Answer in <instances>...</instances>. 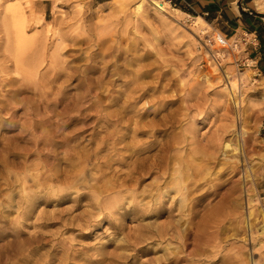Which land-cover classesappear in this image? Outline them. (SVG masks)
<instances>
[{
    "label": "rangeland",
    "instance_id": "374dc122",
    "mask_svg": "<svg viewBox=\"0 0 264 264\" xmlns=\"http://www.w3.org/2000/svg\"><path fill=\"white\" fill-rule=\"evenodd\" d=\"M140 1L0 0V264H159L178 244L162 252L157 231L169 219L160 217L154 189L177 180L176 156L209 167L194 180L225 182L214 202L253 177L264 209V68L256 49H233L236 33L208 17L165 0L164 12L149 0L136 11ZM216 34L228 47L212 43ZM217 134L232 142L213 168L197 148ZM138 153L160 170L130 181L124 175ZM180 200L172 214L182 225ZM258 232L252 242L228 232L201 264H231L234 256L264 264Z\"/></svg>",
    "mask_w": 264,
    "mask_h": 264
},
{
    "label": "bare ground",
    "instance_id": "6f19581e",
    "mask_svg": "<svg viewBox=\"0 0 264 264\" xmlns=\"http://www.w3.org/2000/svg\"><path fill=\"white\" fill-rule=\"evenodd\" d=\"M143 1H145V0H141L139 2V4H137V6H136L137 8H135L136 11L141 8V4ZM149 2H150V5L155 10H158L161 12L163 11L164 6L158 0H149ZM256 5H257V8L259 10H264V5L261 6V5H259V3H257ZM142 6H143V4H142ZM13 12H16V10ZM15 15H16V13H15ZM12 16H14V15H12ZM16 16L19 17V15H16ZM15 20H18V18ZM15 20H14V22H15ZM195 21H196V23L199 22L201 24H205V21L201 17L195 18ZM199 23H197V24H199ZM15 29H16V34H14V36H15V39L17 42L16 44L21 45L22 42L25 43V37L26 36L24 35L23 27L19 24V22H18V24L15 25ZM15 29H13V30H15ZM22 45H23V43H22ZM18 46L19 45H17L16 47H18ZM16 59L19 60L20 58L18 57ZM22 88H23V84H22ZM232 90L234 92V90H235L234 85H232ZM127 96L125 94V97H127ZM121 99H118V100H121ZM115 118H116V114H115ZM235 120H234V122H235ZM169 123H171V122H169ZM56 126L57 125H55V127ZM225 130L222 132H225ZM139 133H141V132H139ZM133 134H136V132H133ZM133 134H132V136H135ZM220 135H221V133H220ZM220 135L217 134L216 138H218V136H220ZM118 138H119V136H118ZM130 138H132V137H130ZM133 138H135V137H133ZM181 138H183V137H181ZM214 138H212V139H214ZM191 139H193V138H191ZM224 140H225V138L220 136L218 139L214 140L215 142L214 141L211 142L212 144H209V143L207 145L204 144V145H201L199 148H197V150L201 151V154H200L201 158L199 160L205 161L207 163H209V162L212 163L213 168L216 167L217 165H219L220 162H219V158L217 157V155L220 152H222V150L228 149L230 147L229 143L232 142V140H228V142H225ZM210 141H212V140H210ZM114 142H116V141H114ZM180 143H181V141H180ZM193 143H194V141H193ZM175 144H179V141L176 140ZM110 145H111V143H110ZM237 145L238 144H235L234 146H237ZM235 151H236V149H235ZM223 154H222V157H223ZM235 154H237V153H235ZM140 155H142V153H138V155L135 154L133 160L130 161V163L128 164V166H130L131 168L129 169V167H128L129 171L124 176H126L128 178V180H130V181H138L136 178V175L139 176L140 173L144 172L145 170H146L145 172L149 171V173L150 172L151 173H157L158 170H160V168L154 167L153 164H148V161L150 160L149 155L143 156L141 159L139 158ZM163 157H164V155H163ZM151 158H153V157L151 156ZM161 159H160V164L163 163V160H161ZM164 159H165V157H164ZM174 159L176 162V164L173 163L175 165L174 170L178 172L177 180H175V182H171L170 180H169L170 182H167L166 180H165L166 182H164V180H163V182L160 185H157L155 187L154 191H155V195L158 197V201H157L158 202V213H159L160 217H164V218L167 217V219H169L168 224H162L161 223L160 226L158 227V231H157V239H158V242L160 243V247L163 244V246L161 248L162 252L166 250V247H165L166 244L165 243H167V242H169V243L176 242L178 244V247L176 248V251H171L172 253L174 252L172 255L170 254L171 256L167 257L168 254L163 255L160 258V260H158L159 264H180L181 262H186L187 264H198L200 261L202 262V260L199 259L200 258L199 256L203 257L204 254H206V255L209 254L210 256L213 255L212 257H214V255L217 254L218 249L220 248L219 243L223 239L222 238L223 235H227L228 232H232L233 236L238 235L241 232H244L245 233L244 241L250 240L251 242L255 240L254 235L257 232V230L259 231V229H260V232H258L259 233L258 236L264 235V209H261L258 207V202H256L257 199L254 198L255 197V191H256V183H255V179L253 177H251L247 174L245 176L244 182H238L230 188V195L228 196V198H226V199L220 198L219 200L217 199L218 201L214 202V200L219 195L218 190L221 189L225 185V182L218 183V184L217 183L216 184H210L209 182L206 183L207 181L201 182L199 180H194L195 177H197V176L200 177L207 169H209V167L208 168L207 167L204 168L203 166L202 167H198V166L196 167V166L192 165V163L190 161H187V160L183 161L181 159V156L180 157L176 156V158H174ZM261 161L262 160H260V162ZM163 164H164V168H162V171H163L162 173L166 174L170 166L166 162H164ZM199 164H201V163H199ZM202 165L205 166V164H202ZM221 169H223V168H221ZM224 171H227L229 174L234 175L235 165H233L230 162L229 163L227 162L226 167L224 168ZM169 175H170V173H169ZM169 175L167 177H169ZM155 179H156V177H155ZM170 191H172L174 193V196H177V198L176 197L174 198V196H172L170 198V196H169ZM149 195H150V193H149ZM155 195H154V197H155ZM168 199L169 200L171 199V201L169 203L170 205L169 206L167 205L168 206V208H167L165 205H166V201ZM177 199H179V200L181 199L179 201V205L176 206L177 210L179 211L180 216L182 214L186 218L185 220H183L184 222L182 225L179 222V220L182 221L181 217L179 219L177 218L178 220H176V219H174V215H173L174 214L173 211L175 210V202ZM179 213H178V216H179ZM184 217H182V219H184ZM196 219H198V220L196 221ZM226 220L229 222L228 228H225L223 226L224 225L223 223ZM163 223H165V222H163ZM257 225H260L258 229H256ZM181 226H184V227L181 228ZM188 241H190V243ZM190 244H193L194 250L190 251L186 255H184V254L182 255V253H181L182 256L181 255L179 256L178 255L179 252L180 251L183 252L184 249H186V247ZM167 251H168V249H167ZM193 253H194L195 257H198L197 259L194 258ZM187 257H189V258H187ZM233 259L234 260L231 262V264H240V261H238V259L235 256L233 257ZM201 262H200V264H201ZM250 262H251V260H250ZM253 264H257V262L253 261Z\"/></svg>",
    "mask_w": 264,
    "mask_h": 264
},
{
    "label": "crops",
    "instance_id": "0c3cea01",
    "mask_svg": "<svg viewBox=\"0 0 264 264\" xmlns=\"http://www.w3.org/2000/svg\"><path fill=\"white\" fill-rule=\"evenodd\" d=\"M105 3L110 0H96ZM188 14L208 17L211 24L226 26L233 33L248 32L256 37L253 58L264 68V12L256 7L262 0H165Z\"/></svg>",
    "mask_w": 264,
    "mask_h": 264
},
{
    "label": "built area",
    "instance_id": "2783aa9c",
    "mask_svg": "<svg viewBox=\"0 0 264 264\" xmlns=\"http://www.w3.org/2000/svg\"><path fill=\"white\" fill-rule=\"evenodd\" d=\"M235 35H237L235 37ZM233 37H235V39L229 43V46H232V48L237 49V47L240 45V49L242 47L243 51H245V47L246 46H250L251 48H256L257 44H256V37L253 33H248V32H240V33H236ZM228 39L226 38L225 35H221V34H216L213 39H212V43L220 48H225L228 47Z\"/></svg>",
    "mask_w": 264,
    "mask_h": 264
}]
</instances>
